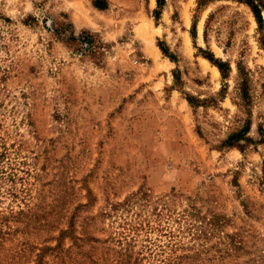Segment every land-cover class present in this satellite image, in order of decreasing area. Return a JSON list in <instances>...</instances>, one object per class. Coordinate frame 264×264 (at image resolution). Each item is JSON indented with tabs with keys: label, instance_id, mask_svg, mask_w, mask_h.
<instances>
[{
	"label": "rangeland",
	"instance_id": "rangeland-1",
	"mask_svg": "<svg viewBox=\"0 0 264 264\" xmlns=\"http://www.w3.org/2000/svg\"><path fill=\"white\" fill-rule=\"evenodd\" d=\"M0 264H264V0H0Z\"/></svg>",
	"mask_w": 264,
	"mask_h": 264
},
{
	"label": "trees",
	"instance_id": "trees-1",
	"mask_svg": "<svg viewBox=\"0 0 264 264\" xmlns=\"http://www.w3.org/2000/svg\"><path fill=\"white\" fill-rule=\"evenodd\" d=\"M251 5H252V7H253V10H254L256 16L258 17V20H260L259 13L257 12V11H258V10H257V6H256L255 4H251ZM221 67H222V66H221Z\"/></svg>",
	"mask_w": 264,
	"mask_h": 264
},
{
	"label": "bare ground",
	"instance_id": "bare-ground-1",
	"mask_svg": "<svg viewBox=\"0 0 264 264\" xmlns=\"http://www.w3.org/2000/svg\"><path fill=\"white\" fill-rule=\"evenodd\" d=\"M215 68V67H214ZM217 71V70H216Z\"/></svg>",
	"mask_w": 264,
	"mask_h": 264
}]
</instances>
